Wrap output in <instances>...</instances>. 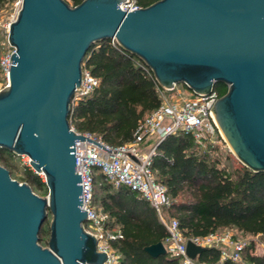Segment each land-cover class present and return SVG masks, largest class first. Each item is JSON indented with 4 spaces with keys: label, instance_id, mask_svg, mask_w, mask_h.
<instances>
[{
    "label": "water",
    "instance_id": "water-1",
    "mask_svg": "<svg viewBox=\"0 0 264 264\" xmlns=\"http://www.w3.org/2000/svg\"><path fill=\"white\" fill-rule=\"evenodd\" d=\"M124 2L84 0L71 7L66 0H23L10 24L15 51L0 90V148L29 157L48 195H37L0 165V264L108 260L85 228L74 147L85 137L70 123L83 61L95 43L115 40L166 90L184 84L204 96L225 84L227 93L213 106L222 138L243 165L264 172V0H159L133 12L121 9ZM49 215L43 247L39 235ZM204 250L187 244L192 260ZM144 251L153 259L168 254L163 242Z\"/></svg>",
    "mask_w": 264,
    "mask_h": 264
},
{
    "label": "trees",
    "instance_id": "trees-1",
    "mask_svg": "<svg viewBox=\"0 0 264 264\" xmlns=\"http://www.w3.org/2000/svg\"><path fill=\"white\" fill-rule=\"evenodd\" d=\"M13 1L0 0V8ZM66 1L76 7L84 0ZM157 1L139 0V3L148 7ZM2 54L0 47V59ZM142 65H145L142 60L126 53L117 42L116 46L112 40L95 43L83 61V68L99 80V86L90 95L72 102L71 126L79 133L101 138L110 146L133 142L139 122L161 105L159 84L152 71L147 72ZM215 88L219 97L228 90L225 84ZM216 145L203 149L186 134L169 136L158 145L152 171L156 180L166 186L172 202L164 209L165 215L178 220L188 239L227 230L264 237V172L255 173L245 165L243 170L233 171L223 165ZM17 157L0 148V165L9 171ZM25 169L21 182H27L34 192L44 191L48 195L40 175L29 167ZM95 202L108 216L106 228L123 233V239L112 243L120 254L118 264H182L179 257L167 254L153 259L144 251L147 246L164 243L168 232L154 207L138 193L116 189L102 172H97ZM42 232L43 227L40 243L45 241ZM254 250L255 245L248 244L243 261L264 264V251L257 255ZM220 255V249L207 248L197 261L220 264Z\"/></svg>",
    "mask_w": 264,
    "mask_h": 264
},
{
    "label": "built area",
    "instance_id": "built-area-1",
    "mask_svg": "<svg viewBox=\"0 0 264 264\" xmlns=\"http://www.w3.org/2000/svg\"><path fill=\"white\" fill-rule=\"evenodd\" d=\"M16 16L7 24L2 25V29L9 33L10 24L16 19L22 7L23 0H14ZM139 0H125L121 4V9L133 12L141 9ZM116 46V41L112 40ZM14 48L7 42V46L0 59L2 75L7 79L11 67V55ZM150 72L149 68L142 65ZM7 85V84H6ZM99 86V80L90 71L83 68V79L81 87L76 91L74 101H78L94 92ZM159 86L161 105L150 112L137 126L133 135V142L121 146H110L90 133H79L74 127L72 129L85 137L83 141H76L75 155L76 165L79 175H81V185L83 191V208L88 212L89 222L85 225L86 230L98 239V250L108 255L105 264H118L120 254L117 253L112 243L123 239L121 230H110L106 228L108 216L103 212L102 207L96 206V171L101 169L109 182L116 188H127L138 193L147 200L156 210L158 217L168 232V237L164 242L168 255L179 257L182 264H199L197 260H192L187 255V244L189 241L202 248L220 249V264L230 262L231 264H246L243 261V253L247 248L246 242L236 240L229 232H221L209 235L204 238H186L177 219L168 218L164 209L171 205L166 186L159 183L152 171L153 157L158 145L169 136L180 134L190 135L195 143L203 149L209 145L217 144L222 138L218 124L216 122L213 106L220 98L216 91L209 95L183 97L169 96L168 92ZM184 92V91H183ZM101 143L107 150L97 144L88 141ZM156 138V143L145 152L142 145ZM25 157V156H23ZM30 158L27 157L26 167L31 168ZM32 169V168H31ZM262 236L261 234L257 235ZM254 245H256L254 243Z\"/></svg>",
    "mask_w": 264,
    "mask_h": 264
},
{
    "label": "rangeland",
    "instance_id": "rangeland-1",
    "mask_svg": "<svg viewBox=\"0 0 264 264\" xmlns=\"http://www.w3.org/2000/svg\"><path fill=\"white\" fill-rule=\"evenodd\" d=\"M14 3H8L5 7L0 8V47L2 49V52H4L7 42H8V33L4 29H2V25L7 24L10 22L15 16L16 12L14 9ZM7 84V79L0 73V90H2ZM217 84L216 87H218ZM217 92V88L214 89ZM184 91V92H183ZM182 94L183 97H192L195 96L194 93L189 90L184 84H178L176 86L175 92H168L169 96H178L179 94ZM157 139L153 138L151 141H148L142 145V150L147 152L152 144L156 143ZM218 147V153L221 155V159L223 162V165H226L230 167L233 171L234 170H243L244 165L235 157V155L231 152L230 148L226 144V142L222 139V141L218 140L217 145ZM27 162V156H18L15 158L13 163H11L10 171L12 173V178L18 180L21 182L22 178L24 177L25 167ZM97 172H102L101 169L96 168ZM40 177L45 181L44 175L40 174ZM37 195L41 197H47V195H44V191L41 192H35ZM96 206L101 208L100 204L97 203ZM52 221V216L49 215L47 221L45 222L43 226V232L42 236L44 237L45 241L41 242V245L43 247H48V241L50 239V224ZM88 224V223H87ZM224 232H229L236 240L241 242H246L247 244L255 243V254L259 255L264 251V237L263 236H251V235H244L242 233H239L235 230H227Z\"/></svg>",
    "mask_w": 264,
    "mask_h": 264
},
{
    "label": "bare ground",
    "instance_id": "bare-ground-1",
    "mask_svg": "<svg viewBox=\"0 0 264 264\" xmlns=\"http://www.w3.org/2000/svg\"><path fill=\"white\" fill-rule=\"evenodd\" d=\"M43 175V174H42Z\"/></svg>",
    "mask_w": 264,
    "mask_h": 264
}]
</instances>
